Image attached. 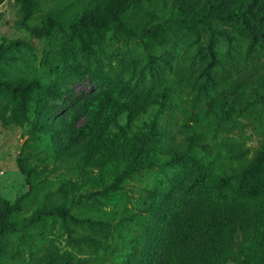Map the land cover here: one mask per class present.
I'll return each mask as SVG.
<instances>
[{"label":"rangeland","instance_id":"1","mask_svg":"<svg viewBox=\"0 0 264 264\" xmlns=\"http://www.w3.org/2000/svg\"><path fill=\"white\" fill-rule=\"evenodd\" d=\"M32 9L0 0V264H264V0Z\"/></svg>","mask_w":264,"mask_h":264},{"label":"trees","instance_id":"2","mask_svg":"<svg viewBox=\"0 0 264 264\" xmlns=\"http://www.w3.org/2000/svg\"><path fill=\"white\" fill-rule=\"evenodd\" d=\"M36 1L37 0H20V2L22 4V8H23V18L29 19V18L32 17V15H33V9L32 8H33L34 5H36ZM99 28H104V27L99 26ZM43 90H47V88L44 87ZM20 92H21V90H20ZM21 96H22V98H24V93H22ZM46 133L47 134H51V130L47 129ZM21 170L24 173V175L26 176L27 183L30 186L31 185V183H30V175L25 171L24 167ZM200 179L203 180V176ZM154 193H158V191L157 192L154 191ZM171 198L172 197L169 195L166 198V200L171 202ZM18 206H19L18 203H16L15 207L18 208ZM171 261H176L177 264H185V263H183V259H181V257L179 255L177 257H173L171 259Z\"/></svg>","mask_w":264,"mask_h":264}]
</instances>
